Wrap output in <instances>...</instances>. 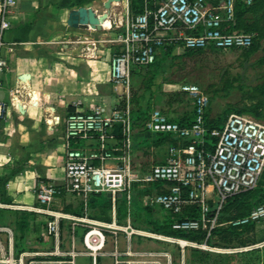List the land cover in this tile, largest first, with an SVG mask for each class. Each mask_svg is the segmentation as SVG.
<instances>
[{
  "label": "built area",
  "instance_id": "1",
  "mask_svg": "<svg viewBox=\"0 0 264 264\" xmlns=\"http://www.w3.org/2000/svg\"><path fill=\"white\" fill-rule=\"evenodd\" d=\"M17 4V0H0V89L9 69L3 54L5 36L11 28V17ZM234 19L235 0H223L220 6H212L207 0H145L144 10L128 18L126 33L119 39L123 46L111 59V83L115 94L129 100L132 69L155 63L159 48L167 41L180 44L186 50L250 48L254 34L230 31L224 26L225 21ZM171 32L175 35L170 38ZM182 90L194 99V120L190 125L180 124L162 110L153 109L144 122L145 128L152 133L170 134L178 142L168 144L165 162L153 165L146 172L134 166V122L128 104L111 111L95 105L88 111L70 112L65 119L69 148L64 183H41L37 202L32 206L14 207L0 202V208H17L40 216L43 240L48 247L22 250L15 258L14 231L0 225V253H9L6 262L78 264V257L83 256L91 259L90 264H158L154 259L132 258L134 253L130 250L133 236H148L131 222L134 188L136 184L150 183L170 185L168 191L145 198L152 206H159L173 215V229L205 233L202 242L180 237H170V240L178 242L183 250L191 246L219 251L210 246L209 241L221 225L227 199L255 189L264 173V124L246 115L232 113L222 128H209L206 118L210 107L208 94L192 83L183 85ZM8 108L9 104L0 99V126ZM115 129L116 133L113 132ZM208 134L217 139L213 148L207 147ZM91 138L96 140L92 147L74 146V143ZM63 193L81 198L82 215L57 205V199ZM97 194H110L112 213L109 221L88 214L91 198ZM120 197H124L128 206L125 223L119 221L117 214ZM187 206L198 207L199 216H184ZM261 220H264V202L255 205L246 215L231 218L226 223L242 228ZM63 221L69 225L68 239L63 233ZM121 237L128 243L126 251H121ZM107 259L110 263L104 262Z\"/></svg>",
  "mask_w": 264,
  "mask_h": 264
},
{
  "label": "crops",
  "instance_id": "2",
  "mask_svg": "<svg viewBox=\"0 0 264 264\" xmlns=\"http://www.w3.org/2000/svg\"><path fill=\"white\" fill-rule=\"evenodd\" d=\"M17 1L3 49L9 69L4 75L0 99L5 100L9 108L0 126V202L14 207L32 206L37 202L41 183H64L66 151L69 148L65 119L74 110L88 111L95 105H101L111 111L128 104L134 122L135 168L146 172L153 165L165 162L169 143L157 144L156 135L145 128L144 122L153 109L162 110L174 121H192L193 115L178 100L165 102L153 97V87H142L138 80L145 79V75L135 69L131 72L129 100L118 97L111 83V59L123 44L111 37L96 40L91 27L73 28L67 24L72 9L91 7L97 14H102L106 0ZM114 3L107 21L111 25L106 27V23V30L113 28L115 20L123 18ZM127 6L129 8V4ZM174 35L171 32L168 37ZM166 44L169 46L170 42ZM113 132L116 133V129ZM95 144V138H91L74 143V146L92 147ZM147 186L148 196L170 188L167 183H150ZM94 202L89 204L88 214L97 218L94 214L98 207H93ZM59 203L70 213H84L82 200L77 195L63 193L57 199ZM154 207L162 215H170L161 207ZM28 214L32 218L30 229L43 232L40 216L31 211ZM127 217L128 209L127 216L118 219L122 222ZM39 246L46 249L48 243L43 240Z\"/></svg>",
  "mask_w": 264,
  "mask_h": 264
},
{
  "label": "rangeland",
  "instance_id": "3",
  "mask_svg": "<svg viewBox=\"0 0 264 264\" xmlns=\"http://www.w3.org/2000/svg\"><path fill=\"white\" fill-rule=\"evenodd\" d=\"M207 1L212 6H220L223 0ZM245 1L235 0V11L236 5L246 3ZM127 4L129 0L114 3L118 8L117 12L123 18L115 20L112 29L104 28L98 31L90 28L96 40L104 37L120 39L124 36L128 18L136 13L131 11ZM246 4L249 11L245 19L249 24H256L259 30L253 32L244 29L231 30L235 19L225 21L224 26L230 31L254 34V50L211 48L192 52L180 44L169 46L164 44L159 48L160 53L157 54L155 63L133 68L145 75V79L138 80V83L142 87H153V97L156 96L162 101H180L191 116L195 112V102L182 90V86L188 83L197 84L210 97L209 121L221 119L225 122L230 114L236 113L264 124V0H252ZM148 75L152 77L148 78ZM260 181H264V175ZM147 188L149 186L142 184H136L134 188L130 210L131 222L135 228L144 231L148 236H133L130 242V250L134 253L132 258L154 259L159 262L158 264H264V220L230 232L226 222L237 213V210L235 207H228L220 221L221 231L213 235L209 242L210 246L219 248V251L191 246H186L183 250L178 242L170 240V237L175 236L158 232L150 222L157 220L166 223L171 220V216L168 213L162 215L146 202ZM102 199L109 201L111 198L107 194H102L100 201ZM123 199L124 197H120L118 204ZM57 205L63 206L60 203ZM30 220L32 218L28 211L0 208V225L8 226L14 231L15 258L18 257L16 253L18 249H40L39 245L43 243V232H33L29 227ZM63 233L65 239H68L69 232L65 230ZM3 237L1 238L4 239ZM120 248L121 251L128 248L124 237H121ZM8 258L9 253L6 255L0 253V264H14L12 261L6 262ZM77 260L78 264L91 263L89 257L82 256ZM104 262L110 263V260Z\"/></svg>",
  "mask_w": 264,
  "mask_h": 264
},
{
  "label": "trees",
  "instance_id": "4",
  "mask_svg": "<svg viewBox=\"0 0 264 264\" xmlns=\"http://www.w3.org/2000/svg\"><path fill=\"white\" fill-rule=\"evenodd\" d=\"M144 4H145V0H129L130 10L131 11L133 10L134 12H136L135 15L141 13L144 10ZM248 11H249V7L246 3L241 2V3H238V5H236L235 20H234V23L230 27L231 30L244 29V30L249 31V32L259 30V27L256 24L247 23V21L245 19V15ZM254 43H255V38H254ZM254 43L250 47L251 50H254ZM247 49H249V48H247ZM202 50L203 49L189 50V51L195 52V51H202ZM238 112H240V111H238ZM194 115H195V112H194ZM194 115H193V120H194ZM206 118H207V125L209 128H213V127L222 128L224 123L226 122V121L222 122L221 119H216L215 121H209L208 111H207ZM193 120L188 121V122H186L184 120H179L177 122H179L180 124L190 125L193 122ZM154 134L157 137L155 140L157 144H165V143L176 144L178 142V140L176 138H174L173 136H171L170 134H165V133H154ZM206 137H207V141H206L207 147L213 148L215 143L217 142L216 141L217 139L215 137L210 136L209 134ZM183 143L186 144L187 142L184 141ZM263 175H264V173H263ZM146 193H148V190L146 191ZM101 195L102 194H97V195L92 196V198H93L92 201H95L93 203V207H98V210L96 211V214H94V216L99 218V219L109 221V220H111V209H112L111 199L109 201H107V200L103 201V199L100 201ZM98 196H99V198L96 199ZM92 201L90 203H92ZM118 201H119V199H118ZM255 202H257V203L254 204ZM261 202H264V181H259V184L255 189L245 191V192H241V193H238V194L228 198L225 205H224L223 211H222L221 220L224 218V214H225L226 209L228 207H235L236 208L237 213L232 217V218H234V217L246 215L255 205H257ZM127 209H128V206L126 204L125 199H123L120 202V204L117 203V214H118V217L120 219H124L127 216ZM77 214H81V212L77 211ZM183 215L189 216V217L199 216L198 207L187 206L184 209ZM170 216H171V220L166 222V223L160 222L157 220H153L150 222L154 225L155 229L158 232L169 234V235L175 236V237L194 240L197 242H202L205 239V233L202 231L184 232V231H178V230L173 229V227H172L173 215L170 214ZM248 226H245L242 228H235V227L228 226L227 228L230 232H234V230L244 229V228H247ZM68 227H69L68 223L66 221H63L62 222L63 232L65 230L67 232H69ZM220 231H221V228L217 227L214 230L213 235H216ZM21 251L22 250L18 249L16 252L17 255H19V253Z\"/></svg>",
  "mask_w": 264,
  "mask_h": 264
},
{
  "label": "water",
  "instance_id": "5",
  "mask_svg": "<svg viewBox=\"0 0 264 264\" xmlns=\"http://www.w3.org/2000/svg\"><path fill=\"white\" fill-rule=\"evenodd\" d=\"M121 1L106 0L104 3L105 12L102 14H97L91 7L82 6L72 9L68 15L67 24L73 28L91 27L96 30H102L109 19L112 3ZM108 196L110 197V194Z\"/></svg>",
  "mask_w": 264,
  "mask_h": 264
},
{
  "label": "bare ground",
  "instance_id": "6",
  "mask_svg": "<svg viewBox=\"0 0 264 264\" xmlns=\"http://www.w3.org/2000/svg\"><path fill=\"white\" fill-rule=\"evenodd\" d=\"M107 23V22H106ZM106 25V24H105ZM111 24L108 22L106 27H109ZM183 244H185L184 242H182Z\"/></svg>",
  "mask_w": 264,
  "mask_h": 264
}]
</instances>
